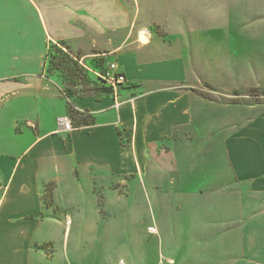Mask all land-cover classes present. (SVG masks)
I'll return each mask as SVG.
<instances>
[{"label": "crops", "instance_id": "obj_1", "mask_svg": "<svg viewBox=\"0 0 264 264\" xmlns=\"http://www.w3.org/2000/svg\"><path fill=\"white\" fill-rule=\"evenodd\" d=\"M59 41L127 80L70 99L89 120L70 132L44 73ZM201 85L264 89V0H0V264L81 261L98 198L120 204L134 183L157 197L163 175L171 228L188 230L167 241L165 264H264V106L212 109Z\"/></svg>", "mask_w": 264, "mask_h": 264}, {"label": "rangeland", "instance_id": "obj_2", "mask_svg": "<svg viewBox=\"0 0 264 264\" xmlns=\"http://www.w3.org/2000/svg\"><path fill=\"white\" fill-rule=\"evenodd\" d=\"M151 27L156 33L162 34L163 29L161 26L154 23ZM53 44H57V42ZM88 72L93 78H98L91 71L88 70ZM45 76L57 83L61 89H71L80 95L85 94L80 85L71 87L67 83L61 82V78L55 70L51 71L50 74L46 72ZM97 82L98 84L101 83L100 81ZM193 91L200 93L202 97L210 99L212 101V109L217 104L222 106H253V108L258 109L264 106V89L262 88H251L245 91L240 90L224 94L219 93V91L216 92L212 86L201 85ZM204 93H208L210 96L203 95ZM168 178L169 176L163 175V179L157 182L156 187L162 190L157 197L152 196L153 193L146 196L143 193L139 194L137 185H135L137 183H134V190L128 197H122L119 200L120 204L114 202L117 200L116 197L109 198L107 196L104 198L106 200V205H104L103 198L99 197L100 224L93 234L95 238L90 235L87 239L83 238L78 252L81 254L82 260H77L73 263L165 264L166 256H169L171 251V245L168 242H170L171 238L180 239L182 232L188 231L171 228L174 224L173 222L171 225L172 217L175 218L178 214L173 208V203H171L172 198L169 197L171 184ZM112 187L123 193L122 184H114ZM158 200L159 206L156 204ZM124 203L126 206H123ZM111 204L116 205L112 207ZM75 227L74 225L71 230V238L76 233ZM160 237L161 242L159 240ZM91 259H93V262H91Z\"/></svg>", "mask_w": 264, "mask_h": 264}, {"label": "trees", "instance_id": "obj_3", "mask_svg": "<svg viewBox=\"0 0 264 264\" xmlns=\"http://www.w3.org/2000/svg\"><path fill=\"white\" fill-rule=\"evenodd\" d=\"M79 60L78 54L72 52L65 42L50 43L44 58V73L50 74L53 70L57 71L61 82L67 83L71 87L80 85L82 91L85 92L84 95H93L96 98H100L103 95L112 93V87L100 78H93L88 70L79 63ZM97 81L101 83L98 84ZM61 90L63 96L67 99V115L71 120H74L75 123H88V116L79 115L69 103L70 99L79 98L82 95L71 89Z\"/></svg>", "mask_w": 264, "mask_h": 264}, {"label": "built area", "instance_id": "obj_4", "mask_svg": "<svg viewBox=\"0 0 264 264\" xmlns=\"http://www.w3.org/2000/svg\"><path fill=\"white\" fill-rule=\"evenodd\" d=\"M87 70L91 71L95 75L98 76L101 80H103L107 85L112 87V93L116 94L118 91V87L126 84L127 80L123 72L119 69L118 64L111 63L108 64L106 68H102L100 71H93L88 69L85 65L81 64ZM59 126L61 127L62 131L70 132L75 127L72 126L71 118L62 117L58 119ZM7 187L0 182V206L2 204L3 198L5 196Z\"/></svg>", "mask_w": 264, "mask_h": 264}]
</instances>
